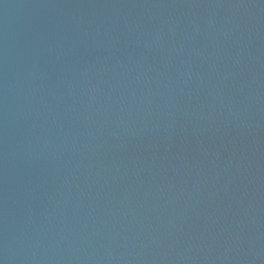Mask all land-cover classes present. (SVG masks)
<instances>
[{"label": "water", "instance_id": "obj_1", "mask_svg": "<svg viewBox=\"0 0 264 264\" xmlns=\"http://www.w3.org/2000/svg\"><path fill=\"white\" fill-rule=\"evenodd\" d=\"M0 264H264V0H0Z\"/></svg>", "mask_w": 264, "mask_h": 264}]
</instances>
